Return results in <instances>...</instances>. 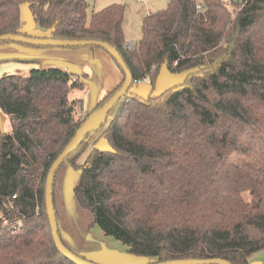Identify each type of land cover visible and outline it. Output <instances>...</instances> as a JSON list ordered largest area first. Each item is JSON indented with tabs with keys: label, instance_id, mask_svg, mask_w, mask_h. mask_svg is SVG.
I'll list each match as a JSON object with an SVG mask.
<instances>
[{
	"label": "trees",
	"instance_id": "obj_1",
	"mask_svg": "<svg viewBox=\"0 0 264 264\" xmlns=\"http://www.w3.org/2000/svg\"><path fill=\"white\" fill-rule=\"evenodd\" d=\"M22 5L48 38L107 43L131 87L144 80L151 87L146 96L130 87L109 111L101 127L110 148L93 146L77 164L94 134L86 135L64 160L79 173L72 194L92 225L148 264H249L264 248V0H170L142 19L141 38L130 45L124 6L88 17L86 0H0V35L26 36ZM163 67L185 78L155 95ZM85 79L55 67L0 78V112L9 124L0 132V264H74L51 235L46 176L123 83L85 115Z\"/></svg>",
	"mask_w": 264,
	"mask_h": 264
},
{
	"label": "rangeland",
	"instance_id": "obj_2",
	"mask_svg": "<svg viewBox=\"0 0 264 264\" xmlns=\"http://www.w3.org/2000/svg\"><path fill=\"white\" fill-rule=\"evenodd\" d=\"M169 1L170 0H143L142 2H138L137 0H87L89 4L88 17L91 12L100 10L109 4L115 3L123 5L124 38L126 43L133 44L141 38L142 19L149 13H155L165 9ZM19 14L21 20L20 29L26 36L31 38L49 36V31L40 27L34 20L27 5L21 6ZM23 46L26 45L16 43L0 44V78L4 75L20 73V70L24 68V66H27V61L29 59L20 57V55L17 54V48H22ZM28 47L34 48L33 46ZM36 48L44 49V51L47 49L51 51H61L58 55L56 54L57 56L43 59L42 64H47L46 62L52 61L50 64L62 67L74 77H86V90L83 94L82 109L83 114H89L99 100L102 99L103 94H101L102 88L99 86V89L97 86L100 84V80L96 78V72L88 67V63L91 62L83 57L84 54L79 55V53L86 51L91 57L90 53H100L103 49L98 47H82L76 49L35 47L34 49ZM114 65L118 71H120L115 62ZM183 75L184 74H171L163 67L155 81V83L158 82V85L156 88L154 87V91L158 90L162 92L169 87L179 84L184 79ZM137 86L139 87V84H133L131 91L138 88ZM145 86L151 89L149 82L145 84ZM8 125L6 117L0 112V132H7L9 129ZM105 127L106 126L101 127L95 131L92 138L88 140L87 148L80 154L77 159V164L83 162L84 157L93 146H96L98 149L110 148L107 140L102 136ZM78 177L79 173L74 171L68 162H64L58 168L55 180L54 202L58 215V230L61 240L68 250L94 264H148L150 261L148 258L129 254L125 246L112 237L104 235L98 226L92 225V215L78 206L72 194V188L77 184ZM244 197L245 199H249L248 193H245ZM248 263L264 264V248L250 255Z\"/></svg>",
	"mask_w": 264,
	"mask_h": 264
},
{
	"label": "water",
	"instance_id": "obj_3",
	"mask_svg": "<svg viewBox=\"0 0 264 264\" xmlns=\"http://www.w3.org/2000/svg\"><path fill=\"white\" fill-rule=\"evenodd\" d=\"M10 41L12 43L33 46V47H53V48H68V47H98L107 52L110 57L116 62L118 67L124 73V80L119 89L112 95L107 102L103 104L101 108L94 111L89 117L83 122V124L77 129L75 135L72 137L70 142L62 150V152L55 158L52 162L45 183V207L46 213L51 228V235L58 252L67 260L74 264H94L89 262L79 256H76L71 251H69L62 243L58 235V225L56 214L53 204V183L55 179L56 172L64 160L72 154L80 146L86 135H92L97 131L106 121L109 111L114 107V105L123 98L132 84V78L128 68L126 67L123 59L115 48L107 43L93 40H58L53 38H31L24 35H12L3 34L0 35V43ZM155 264H230L228 261L213 258L204 260H171Z\"/></svg>",
	"mask_w": 264,
	"mask_h": 264
},
{
	"label": "crops",
	"instance_id": "obj_4",
	"mask_svg": "<svg viewBox=\"0 0 264 264\" xmlns=\"http://www.w3.org/2000/svg\"><path fill=\"white\" fill-rule=\"evenodd\" d=\"M86 2H87V0H86ZM88 7H89V4H88ZM96 11H98V10H96ZM122 31H123V24H122ZM48 37L49 36H44L41 38H48ZM127 45H130V44L127 43ZM3 48H6V47H3ZM11 48H13V47H11ZM34 48H31L28 46H23L22 48H17L18 49L17 54H19L20 57L28 58L29 60L30 59L31 60L37 59L39 61L38 64L28 62L27 66H24V68H22L20 70V73H25V71H29L30 69H33V68H39V67L40 68H49V67H55L56 66V65L50 64L52 61L46 62L47 64H45V63L42 64V61H43V59H47L48 57L50 58L52 56H57L61 51H51L49 49L44 51V49H41V48H39V49L38 48L34 49ZM80 54H84L83 57H85L89 62H91V63H88V67L90 69H92L94 72H96V78L98 80H100V84L97 86L99 89H100V87L102 88L101 94H103V97L107 93H109L113 89H115L120 84V82L123 80L122 72L120 73V71H118V69L114 65V61H112L113 59L104 50H102L100 53H90L91 57L88 55L89 53L86 51L79 53V55ZM55 68H60V69L64 70L62 67H58V66H56ZM64 71L67 72V70H64ZM94 75H95V73H94ZM183 76L185 78V74ZM147 83H148V80L138 82L137 84H139V87L137 86L138 88L133 90V92H135L136 94H138L140 96H146L151 91V89H148L145 86V84H147ZM157 85H158V82L155 83L154 87L156 88ZM158 93H160V91H158V90L154 91L153 90V94L156 95Z\"/></svg>",
	"mask_w": 264,
	"mask_h": 264
},
{
	"label": "built area",
	"instance_id": "obj_5",
	"mask_svg": "<svg viewBox=\"0 0 264 264\" xmlns=\"http://www.w3.org/2000/svg\"><path fill=\"white\" fill-rule=\"evenodd\" d=\"M138 2H142L143 0H137Z\"/></svg>",
	"mask_w": 264,
	"mask_h": 264
}]
</instances>
